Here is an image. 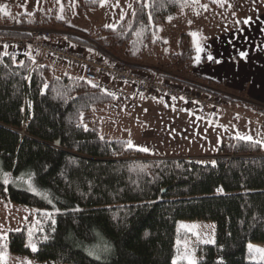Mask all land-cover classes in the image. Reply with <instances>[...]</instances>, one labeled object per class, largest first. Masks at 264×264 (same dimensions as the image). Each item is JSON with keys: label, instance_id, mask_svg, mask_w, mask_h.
<instances>
[{"label": "trees", "instance_id": "trees-1", "mask_svg": "<svg viewBox=\"0 0 264 264\" xmlns=\"http://www.w3.org/2000/svg\"><path fill=\"white\" fill-rule=\"evenodd\" d=\"M102 4L82 0L79 7L97 11ZM190 6L191 0H138L117 27L89 38L59 19L58 0H40L29 17L0 16V41L49 29L66 33L57 42L68 39L69 48L134 72L130 59L159 48L152 41L161 26ZM179 41L176 53L161 54L172 69L157 81L235 101L224 86L192 73L196 48L188 35ZM0 46V201L28 212L25 224L0 241V262L10 254L34 264H174L180 222L202 221L215 223L217 236L199 248L198 264H257L248 261L247 244L264 243L259 143L226 137L210 162L152 158L128 140L102 136L97 113L109 114L118 97L104 81L87 82L56 58L39 64Z\"/></svg>", "mask_w": 264, "mask_h": 264}, {"label": "rangeland", "instance_id": "rangeland-1", "mask_svg": "<svg viewBox=\"0 0 264 264\" xmlns=\"http://www.w3.org/2000/svg\"><path fill=\"white\" fill-rule=\"evenodd\" d=\"M39 1L0 0V16L10 20L19 18L21 15L29 17L36 10ZM80 1L82 0H58V16L65 26L90 38L95 37L96 31L100 28L117 27L138 0H103L102 7L97 11L81 10ZM191 1L193 6L185 7L161 26L152 41L157 47L160 46L159 48L154 47L147 51L140 60H128L131 64L146 66L136 68L137 71L147 72L154 77L156 74L153 73L151 66L160 68L163 72H167V69L171 70L169 62H163L166 59L164 55L168 56L179 50V40L183 35H188L191 45H201L211 39V35L218 32V26L224 21L227 23L243 19L249 11L245 8L229 10L230 13H222L218 16L215 14L214 5L219 0ZM45 30L52 32L56 40L58 34H66ZM65 40L62 42L66 46H73L67 42L68 39ZM87 43L105 52L95 43L89 40ZM83 50L88 57L99 59L97 54H90L86 48ZM161 54L164 55L161 56ZM33 56H35V63H38L41 58L36 54ZM47 59L52 58L45 56L43 61ZM56 66L62 67L58 64ZM71 71L73 75L79 74L78 69L74 68ZM102 85L107 89L111 87L110 89L113 90L111 93L116 97H120V94H127L130 87L114 84L108 80H105ZM120 88H123V91L116 90ZM132 93H134L133 96L126 100L117 97L109 114L97 113L102 121V136L128 140L131 142V148L157 159L214 161L218 156V148L226 137L259 143L262 147L261 155L264 156V112L260 106L246 98L239 102L227 101L226 105L222 102V108H215L214 111L210 110L211 112L208 109L203 114L195 107L189 111L184 103H182L184 107L180 104L174 107L163 104L161 99L139 97L134 90ZM239 94L245 96L243 93ZM226 106L230 111L225 109ZM27 216L26 210L0 201V241L6 239L9 232L20 229L25 224ZM179 231L181 235L183 234V238L176 241L174 264L183 261L188 264H198L199 248L213 245L216 241L217 227L213 222L182 221L179 224ZM256 249L264 250V243L250 242L247 244L248 261L264 264V252H258ZM0 264L34 263L26 258L7 254L3 256Z\"/></svg>", "mask_w": 264, "mask_h": 264}, {"label": "crops", "instance_id": "crops-1", "mask_svg": "<svg viewBox=\"0 0 264 264\" xmlns=\"http://www.w3.org/2000/svg\"><path fill=\"white\" fill-rule=\"evenodd\" d=\"M244 8L249 11L243 19L227 23L224 21L218 26V32L211 35V39L195 46L192 73L224 86L226 94L235 101L242 100L232 95L243 93L249 101L253 100L264 105V0H219L214 5L215 14L218 16L222 13H230L229 10H243ZM0 51H4L1 46ZM241 53L246 55H241ZM25 55L35 61L32 52L27 51ZM52 62V59H47L45 64L49 65ZM134 67L138 69L146 66L137 64ZM151 68L157 77L167 74L166 71L163 72L155 66ZM122 89L116 90L123 91ZM128 90L130 92L128 91L127 94H120L123 100L133 96V88L129 87ZM147 98L161 99L157 96ZM161 101L163 104L174 107L179 104L183 106L181 102H168L162 99ZM208 109L209 111L215 110V108ZM208 109L201 110V112L204 114ZM225 109L230 111L227 106Z\"/></svg>", "mask_w": 264, "mask_h": 264}, {"label": "built area", "instance_id": "built-area-1", "mask_svg": "<svg viewBox=\"0 0 264 264\" xmlns=\"http://www.w3.org/2000/svg\"><path fill=\"white\" fill-rule=\"evenodd\" d=\"M27 40L0 41L9 48L26 53L27 51L38 55L39 64H45V56L56 58L62 64L78 69L83 80L95 84L108 80L118 85H128L138 96H157L168 101H181L188 107L199 109L218 108L222 103L218 100L205 99L200 94L176 87L169 81L158 82L157 79L144 71L131 72L122 65L111 66L101 59H93L82 51L73 50L65 44L57 42L53 33L33 27L26 32Z\"/></svg>", "mask_w": 264, "mask_h": 264}, {"label": "snow or ice", "instance_id": "snow-or-ice-1", "mask_svg": "<svg viewBox=\"0 0 264 264\" xmlns=\"http://www.w3.org/2000/svg\"><path fill=\"white\" fill-rule=\"evenodd\" d=\"M241 55H246L245 53H241ZM209 59H211V57H209ZM130 146H131V142H129ZM144 151H147V149H143ZM33 250H35V245H32ZM251 248V246H249ZM256 251L258 252H264V250L262 249H256Z\"/></svg>", "mask_w": 264, "mask_h": 264}, {"label": "bare ground", "instance_id": "bare-ground-1", "mask_svg": "<svg viewBox=\"0 0 264 264\" xmlns=\"http://www.w3.org/2000/svg\"><path fill=\"white\" fill-rule=\"evenodd\" d=\"M80 51H82V52H83V53H84V54L87 56V53H86V52H84V50H82V49H81ZM104 62H105V61H104ZM75 70H76V69H75Z\"/></svg>", "mask_w": 264, "mask_h": 264}]
</instances>
